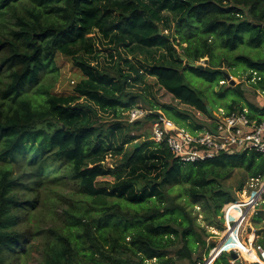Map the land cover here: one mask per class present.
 <instances>
[{"label": "trees", "instance_id": "trees-1", "mask_svg": "<svg viewBox=\"0 0 264 264\" xmlns=\"http://www.w3.org/2000/svg\"><path fill=\"white\" fill-rule=\"evenodd\" d=\"M103 42L126 69L119 60L109 66L87 60L100 58ZM240 44L264 45V0H0V264H28L30 239L39 235L36 264H179L199 247L207 254L214 242L207 244L205 237L214 234L196 214L206 227L223 229V206L243 196L250 178L264 175V154L222 151L181 161L165 143L136 141L141 136L120 120L102 122L100 112L119 118L131 108L145 110L137 105L142 101L150 109L142 119L152 122L162 113L191 132L213 130L216 104L207 109L206 94L190 86L184 74L192 72L210 88L226 82L224 64L241 62L247 79L256 72L251 83L264 92V58L238 54L233 62L219 61V52ZM121 48L140 52L145 60L136 67ZM161 49L166 53L152 55ZM57 55L70 58L83 75L74 94L49 92ZM204 57L203 71L187 65ZM147 77L177 103L204 114L205 122L157 100ZM137 83L143 85L139 92L133 91ZM239 87L209 95L231 94L225 115L248 107V115L262 120L264 106L249 102ZM108 151L118 157L111 165L104 162ZM236 172L237 185H226ZM108 176L112 182L100 180ZM69 182L74 198L51 186ZM42 190L55 193L56 201H38ZM26 193L34 196L25 198ZM262 197L251 215L255 224L264 221L258 211L264 209ZM64 201L70 203L59 220ZM39 202L52 223L43 230L36 225L28 234L19 226L40 221ZM256 236L264 247V228ZM231 259L222 251L213 264ZM197 263L201 258L192 262Z\"/></svg>", "mask_w": 264, "mask_h": 264}, {"label": "rangeland", "instance_id": "rangeland-1", "mask_svg": "<svg viewBox=\"0 0 264 264\" xmlns=\"http://www.w3.org/2000/svg\"><path fill=\"white\" fill-rule=\"evenodd\" d=\"M96 41L97 38H96ZM101 41H98L97 44H100ZM109 44L103 42L102 45H99V55L100 58L99 59H91L88 58L87 60L90 61L92 64L97 63L98 66L104 65V66H109L114 64L115 61H118L119 58L117 57L116 53L113 52L114 54L113 57H111L109 54V51L107 50V48H109ZM126 49V48H125ZM121 50V55L124 56L123 58L129 59L131 60V62L136 66L139 67V63H143V61L145 60L144 57L145 55L140 53V52H135V54L130 53L127 49V51H125L123 48L120 49ZM160 52H164L166 53L165 50L161 49L160 51H158L157 53H153L152 55L157 57L158 54ZM220 56V59L225 58L226 62H233V58L238 55V54H244V55H248L249 57H251L252 59H259V58H264V45H262V48L259 49V47H254V46H250L247 44H240L235 50L231 51V52H219L218 53ZM132 55H134L135 57H133ZM167 59H170L169 57H167ZM206 59H208V57H204L202 59H200L199 61H196L195 64L196 65H202V66H207V61H205ZM183 60V59H182ZM120 61V65L122 66V68L126 69V66L124 65L123 61ZM55 62H56V68L57 70L53 73V77H48V81L47 84H49L50 89L49 92L51 94H57V95H70V94H74V88L75 85L78 81H80L83 78V75L81 73V71L78 69V67L73 64V62L71 61L70 58L63 56V55H57L55 57ZM148 62H152L151 58H148ZM225 62V63H226ZM233 66L228 67L226 64H224V66L222 67V69L227 72L228 74H230L232 76V74H236V76H232L233 80H234V84H230L229 80L226 79V82L222 83V81H220L218 85H212V87H208V83L205 81L200 80L199 78H197V76L195 74H193L190 71H186L185 72V81L192 86L193 88H197L203 91V94L205 93L206 95H204L203 99L205 101V103L209 106V109L211 108V104H216L214 106V110L212 111V114L214 115H223L225 116L226 111L224 109V104L230 100L231 98V94H228L226 96V98H212V96L209 95V92L215 91V92H219L224 90L225 88H227L228 86H235L237 84H240V89L243 90V94L245 96V98L251 102L252 104H254L255 106L261 108L264 106V92H262L260 89H257L253 86L252 80L247 79L248 76V71H246L244 69V65L243 63L239 62V63H235L233 62ZM252 76H254V72H252ZM147 83L150 84L152 86L151 92L152 94L156 97L157 100H159L160 102H166V103H173L178 105L180 108H183L187 111H189L192 115H193V119L196 122H205L206 120V116L194 109L188 108L186 106H183L179 103H177V101H175L173 99V97L168 94L164 89L160 88L156 83H154V79L152 77H147ZM143 85H141L140 83H137L136 85H134V89L133 91L139 92L141 90ZM151 98V96L149 97ZM82 99H80L81 101ZM138 106H142L145 110H147L149 112V107L147 105H145L142 101H138L137 103ZM246 108V111L248 112V107H244ZM101 114V120L102 122H112L115 120H120L124 123H126L129 126L130 129V133L131 134H135L138 136H141L140 138H138L136 141H143V140H151V130H152V126H151V120H146V119H142L139 120L140 122L137 125H131L130 121L127 119L126 116V111H123L121 113V117L116 118L114 117V115L112 114V112H100ZM258 115L262 116L263 113L262 112H258ZM264 118V116H263ZM216 120V119H215ZM208 126V125H206ZM184 128V127H183ZM126 147V145H125ZM117 156H113L111 151H108L107 155H106V159H105V164L106 165H111V163L115 162L117 160ZM240 178V173L236 172L231 179H229L226 182V185H229L231 187H235V185H237L238 180ZM100 180H107V181H111L112 182V177H104V178H100ZM56 191L62 193V194H66L68 197H73L74 198V189H73V185L71 182L67 183V184H57V185H51ZM244 190H247L246 194H243V196L239 195V200L237 202H241L244 203L245 201H247L249 199V197L252 195L251 194V188L249 187V185H247L245 183L244 185ZM24 196L30 197V196H34L31 193H26ZM36 198L38 199V201H44L46 204H52V202L56 201V196L55 193H50L49 190H42L39 192V194L36 196ZM52 198V199H51ZM263 198V197H262ZM39 202V204H40ZM66 203L62 204L61 207H59L58 209V219L61 220L62 218V208H66L68 206V203H70L69 201H64ZM38 206V204H37ZM198 207L195 206L194 212L198 211ZM258 211H263L264 209L262 208V206L258 209ZM37 214H39L41 216L40 221L38 223H34V221L32 222H24L22 223L19 228L22 231H26L28 234L33 233L35 226H39L41 227V229H46L50 226V224L52 223L49 219H48V209L43 207L41 204L39 205L38 209H37ZM222 212H223V208H222ZM197 216V222L204 226L206 228L207 232H210L212 234H214L213 236H207L206 238V242L211 243L214 242V247L211 248L209 250V252L207 254H204V250L205 248L203 247H199L192 255L191 259H184L179 261V264H192L193 260H198L199 258H201V263L200 264H213L214 260L219 256V254L222 251H227L228 249H220L215 255H213L215 248H217L220 243L222 242L223 237L225 236V232H226V228H227V223L226 220H224L223 223V229L219 230L218 228H214V227H206L205 226V222L202 219V216L200 214H196ZM264 217V216H263ZM224 219V218H223ZM246 221V222H245ZM256 222L252 219V217L249 215L248 218H246L242 223L237 225L236 228V232H237V236L243 243L247 242V240L249 239V235L254 234L255 238L257 230L260 229L261 227L264 228V221H260L257 224H255ZM226 226V227H225ZM239 229V230H238ZM224 235V236H223ZM42 237L41 235L37 236V237H32L30 239V259L27 261L28 264H36L37 261L40 259V251H41V244H42ZM236 248V247H234ZM235 250H237L240 254V258L237 259V261L235 260H230L231 264H254L253 261L251 260H247L246 257L236 248ZM213 255V256H212ZM213 258V259H210ZM210 260V261H209ZM209 262V263H208ZM199 264V263H197Z\"/></svg>", "mask_w": 264, "mask_h": 264}, {"label": "built area", "instance_id": "built-area-1", "mask_svg": "<svg viewBox=\"0 0 264 264\" xmlns=\"http://www.w3.org/2000/svg\"><path fill=\"white\" fill-rule=\"evenodd\" d=\"M254 79H257L256 72H254L251 80L253 81ZM147 113V111L140 108H131L126 112L130 122L144 117ZM248 114L249 111L247 112L246 108H242V110L217 117L214 120L215 128L213 130L204 128L200 131L191 132L186 128L178 126L164 114L160 113L151 122L150 139L155 143H165L181 161L195 162L204 160L222 151L231 153L235 150L243 151L250 149L264 154V118L258 121ZM247 185L251 188L250 192L252 194L249 200L244 203L231 202L223 206V218L226 220L227 227L229 224H236L237 222L236 220L227 219V212L231 205H240V224L249 215L251 216L255 213L256 207L263 202L264 175L262 177L250 178ZM245 191L247 192V190H243L242 194H246ZM250 201L252 202L250 203ZM244 244L254 250L256 260L253 262L264 264V247L254 240H247ZM230 249L239 254L235 250L236 248Z\"/></svg>", "mask_w": 264, "mask_h": 264}, {"label": "bare ground", "instance_id": "bare-ground-1", "mask_svg": "<svg viewBox=\"0 0 264 264\" xmlns=\"http://www.w3.org/2000/svg\"><path fill=\"white\" fill-rule=\"evenodd\" d=\"M251 202L252 201H250V203ZM227 219L228 220H236L237 222H236V224L233 223V224L228 225L226 232H225V236L223 235L224 236L222 239L223 245L224 246H235L246 257L247 260H251V261L256 260L254 250L250 246L245 245L242 241H240L239 238H241V237L238 238V236H237L236 228H237V225L239 224V221L241 219V208H240L239 204H236V209L235 208L231 209V207L229 208V210L227 212ZM248 238H249V241H252L254 237H253V235H250ZM218 251H219V249L215 248L213 255H215ZM210 259H213V258H210Z\"/></svg>", "mask_w": 264, "mask_h": 264}, {"label": "water", "instance_id": "water-1", "mask_svg": "<svg viewBox=\"0 0 264 264\" xmlns=\"http://www.w3.org/2000/svg\"><path fill=\"white\" fill-rule=\"evenodd\" d=\"M187 65L191 68H197L199 71L204 70V66H202V65H196L195 63H188ZM223 75H224L225 79L229 80L230 84H234V80L230 74H228L227 72L224 71ZM207 109H209L208 105H207ZM136 146H137V144H136ZM227 252L229 253V255L231 256V258L233 260H237L239 258V254L236 251H234L233 249H229V250H227Z\"/></svg>", "mask_w": 264, "mask_h": 264}, {"label": "crops", "instance_id": "crops-1", "mask_svg": "<svg viewBox=\"0 0 264 264\" xmlns=\"http://www.w3.org/2000/svg\"><path fill=\"white\" fill-rule=\"evenodd\" d=\"M253 235V240L256 242V239H255V235L254 234H251ZM250 236V235H249ZM240 240V239H239ZM249 240V239H248ZM241 241V240H240ZM245 243V242H244ZM235 246H224L223 245V242L220 243V245L217 247L219 250L220 249H228V248H234ZM237 248V247H236ZM238 249V248H237ZM240 255V254H239ZM240 257V256H239Z\"/></svg>", "mask_w": 264, "mask_h": 264}]
</instances>
